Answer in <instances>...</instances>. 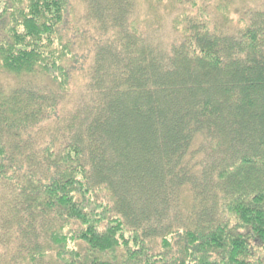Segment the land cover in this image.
Returning a JSON list of instances; mask_svg holds the SVG:
<instances>
[{
  "label": "trees",
  "instance_id": "trees-1",
  "mask_svg": "<svg viewBox=\"0 0 264 264\" xmlns=\"http://www.w3.org/2000/svg\"><path fill=\"white\" fill-rule=\"evenodd\" d=\"M203 1L0 0V264H264V1Z\"/></svg>",
  "mask_w": 264,
  "mask_h": 264
},
{
  "label": "rangeland",
  "instance_id": "rangeland-1",
  "mask_svg": "<svg viewBox=\"0 0 264 264\" xmlns=\"http://www.w3.org/2000/svg\"><path fill=\"white\" fill-rule=\"evenodd\" d=\"M86 1H87V3L89 5L92 3L93 6H97L98 5V7L100 8V7H102L104 5V3L108 4L110 0H72V4L76 8V12H79V13H84L85 12V10H86V4H85V2ZM217 1L218 0H211V3H209V5H208V3L206 1H203L202 2V5L203 6H207V10H209L210 12H214L215 11L214 5H215V3ZM222 1L224 3L227 0H222ZM263 1L264 0H246V2H245L244 0H233L232 7H236V8H238V11L239 12H242V11L246 10L248 7H252V6H255L256 7L257 5L262 4ZM142 6H143V12L142 13L144 15V10L147 8V3H145L143 1L142 2ZM162 6H163V4L159 5V11L160 10H163L162 9L163 8ZM184 8H185L184 5H180L179 4L178 5V9L176 10V12L177 11L183 12V11H185ZM189 11H190V9H189ZM196 11L197 10L195 9L192 12H196ZM239 12L234 14V17L235 18H237V16L239 15ZM82 15L83 14H81V17H83ZM166 23H167V25L170 26V21L169 22L166 21ZM80 25L85 30H90V28H91V26H89L88 24H86L85 21H82L80 23ZM144 27H145V24H144V22H142L141 28H144ZM80 37H81V35L78 37L79 40H80ZM84 80L85 79L82 78V76H81V74L79 72L78 75L75 78V81H74L73 85H72V89H73L72 90V94H77L79 92V90H80L79 87L81 86V83L83 85L84 82H82V81H84ZM0 83L4 87H6V88H10V87H12V86L15 85L16 80L12 76H9V75H7L5 73H0Z\"/></svg>",
  "mask_w": 264,
  "mask_h": 264
}]
</instances>
